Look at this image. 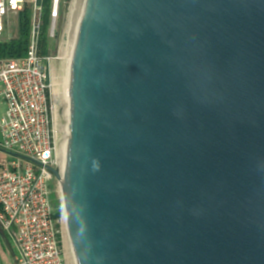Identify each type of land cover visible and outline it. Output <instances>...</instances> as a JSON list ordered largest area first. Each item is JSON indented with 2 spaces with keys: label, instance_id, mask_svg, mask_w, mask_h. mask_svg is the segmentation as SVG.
Listing matches in <instances>:
<instances>
[{
  "label": "water",
  "instance_id": "water-1",
  "mask_svg": "<svg viewBox=\"0 0 264 264\" xmlns=\"http://www.w3.org/2000/svg\"><path fill=\"white\" fill-rule=\"evenodd\" d=\"M69 41L74 264H264V0H77Z\"/></svg>",
  "mask_w": 264,
  "mask_h": 264
},
{
  "label": "built area",
  "instance_id": "built-area-1",
  "mask_svg": "<svg viewBox=\"0 0 264 264\" xmlns=\"http://www.w3.org/2000/svg\"><path fill=\"white\" fill-rule=\"evenodd\" d=\"M63 0H52L47 40L58 33ZM44 0H0V37L7 18L25 7L31 11L27 54L0 59V100L6 104L0 121L2 144L14 155L0 164V224L12 232L19 250L17 264H66L59 243L61 216L54 211L52 182L59 156V113L54 99L52 63L58 57L41 53Z\"/></svg>",
  "mask_w": 264,
  "mask_h": 264
},
{
  "label": "rangeland",
  "instance_id": "rangeland-1",
  "mask_svg": "<svg viewBox=\"0 0 264 264\" xmlns=\"http://www.w3.org/2000/svg\"><path fill=\"white\" fill-rule=\"evenodd\" d=\"M76 2L77 0L71 1L68 11H67L68 13L65 15L64 14V4L66 3V0H63L62 8H61L62 16L57 23V27H58L57 28L58 29L57 38L56 40H54L55 42L52 44V47H53L52 55L58 58L60 55L62 57L61 59L54 60L52 63V70H54L53 72H55V75L57 74L56 80H57L58 86H56L55 89H58V93L59 95H61L62 98H64V86L66 85L65 83H66L67 74H68V70H67L68 57L67 56H68L69 44H70V41L68 39L70 36L69 31H71V21H72L71 18L73 17V7L75 6ZM6 28L7 29L4 32L3 36L0 37V43L9 42L11 40H15L18 38V35H19L18 18L12 17V16L8 17ZM59 52H60V55H58ZM52 79H53V76H52ZM59 106L57 109L58 113L60 111V108L65 106V102L64 104L61 103ZM59 120H60L59 121V125H60L63 122L61 114H59ZM60 137H61V133L59 136V148H60ZM60 162L58 166L59 171H61L62 169V168L60 169ZM61 178L63 177L61 176ZM51 199L53 200L54 211L55 212L59 211L61 214V218H62L61 220L62 231L59 236V243L62 249L63 256L65 257V263L74 264L73 257H72V248H71V242H70V236H69V229L67 228V215L64 213L65 199L63 198V190L57 178L53 180L52 182Z\"/></svg>",
  "mask_w": 264,
  "mask_h": 264
},
{
  "label": "trees",
  "instance_id": "trees-1",
  "mask_svg": "<svg viewBox=\"0 0 264 264\" xmlns=\"http://www.w3.org/2000/svg\"><path fill=\"white\" fill-rule=\"evenodd\" d=\"M52 6V0H44L43 5V31L41 35V53L47 55L49 52V46L51 43L47 40L49 22H50V10ZM19 35L15 40L9 42L0 43V59H19L27 54L29 48V39L31 35V11L29 6L19 13L18 17ZM57 216H61L60 212H56Z\"/></svg>",
  "mask_w": 264,
  "mask_h": 264
},
{
  "label": "crops",
  "instance_id": "crops-1",
  "mask_svg": "<svg viewBox=\"0 0 264 264\" xmlns=\"http://www.w3.org/2000/svg\"><path fill=\"white\" fill-rule=\"evenodd\" d=\"M6 104L0 100V121L5 116ZM14 155L6 152L2 144V131L0 130V164L13 161ZM19 250L12 232L5 230L0 224V264H17Z\"/></svg>",
  "mask_w": 264,
  "mask_h": 264
},
{
  "label": "bare ground",
  "instance_id": "bare-ground-1",
  "mask_svg": "<svg viewBox=\"0 0 264 264\" xmlns=\"http://www.w3.org/2000/svg\"><path fill=\"white\" fill-rule=\"evenodd\" d=\"M72 19V18H71ZM70 32V31H69ZM68 32V33H69ZM69 35V34H68ZM69 39V38H68ZM67 39V40H68ZM66 48V47H65ZM66 51H67V49H66ZM63 55V54H62ZM68 57V59H69V55L67 56ZM68 63V62H67ZM67 67H68V65H67ZM54 71V70H53ZM56 71V70H55ZM54 74H53V85H54V89H53V91H54V99H55V102H56V105L57 106H59L61 103L62 104H64V102H65V107L66 108H68V109H70V98H69V86H68V84H67V80H66V85L64 86V98H62L61 97V95H59V93H58V89H55V87L56 86H58V84H57V78H56V76H57V74L55 75V72H53ZM66 78V77H65ZM62 88V87H61ZM63 106V105H62ZM60 107V106H59ZM60 114V113H59ZM60 121V120H59ZM60 131H61V129H60ZM59 156H60V160H61V162H60V169H61V176L64 178V171H63V166H62V156H61V146H60V148H59ZM71 252V251H70Z\"/></svg>",
  "mask_w": 264,
  "mask_h": 264
}]
</instances>
